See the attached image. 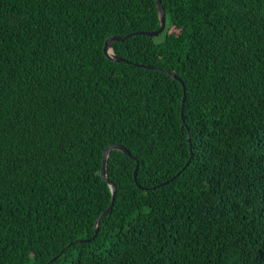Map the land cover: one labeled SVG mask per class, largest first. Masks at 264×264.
Returning <instances> with one entry per match:
<instances>
[{"label": "trees", "instance_id": "1", "mask_svg": "<svg viewBox=\"0 0 264 264\" xmlns=\"http://www.w3.org/2000/svg\"><path fill=\"white\" fill-rule=\"evenodd\" d=\"M160 2L0 0V264H264V0Z\"/></svg>", "mask_w": 264, "mask_h": 264}, {"label": "water", "instance_id": "2", "mask_svg": "<svg viewBox=\"0 0 264 264\" xmlns=\"http://www.w3.org/2000/svg\"><path fill=\"white\" fill-rule=\"evenodd\" d=\"M156 1V8H157V13H158V18H159V27L155 30H151V31H148V30H139V31H135V32H130V33H127V34H124V35H111L109 36L105 41H104V44H103V53L104 55L109 58V59H112V60H115V61H124V62H127V63H131L130 61L120 57V56H117L111 46V44L115 41H121L123 39H126L134 34H145V35H148V36H155V35H158L159 33H161L164 28H165V21H166V18H165V11H164V8L160 2V0H155ZM134 65H137V66H144L146 68H152V69H156V70H162L158 67H155L153 65H142V64H137V63H133ZM167 74H169L172 78L176 79L177 81H179L181 83V86H182V89L184 91L185 89V86H184V82L181 78H179L177 75L175 74H172V73H169L166 71ZM184 101H185V94L183 95V98H182V107H183V104H184ZM181 118H182V122L184 123V117L182 115V112H181ZM112 149H118L122 152H124L125 154L129 155L130 156V153L129 151L123 147L121 144H111V145H108L104 151H103V156H102V166H101V170H100V174L101 176L103 177V179L108 183V186L110 188V191H111V201H110V204L108 205V207L106 209H104L99 215L98 217L96 218L95 220V223H94V228H95V231H94V235L93 237L97 234V231H98V225H99V221L100 219L105 216L106 214L110 213L112 211V206H113V202H114V198H115V193H116V186L115 184L110 181L106 175V165H107V158L109 156V153ZM192 155H190L189 159L186 161L185 165L183 166V168H185L188 164H189V161L191 159ZM182 168V169H183ZM137 169H138V164L135 165L134 167V171H133V176H134V179H136V173H137ZM179 172H177L176 175H178ZM174 178V177H172ZM171 178V179H172ZM168 181H164L160 184H158L157 186H160L162 184H166ZM92 237V238H93ZM89 239H80V240H77L75 242H84V241H88ZM57 257V255H55L54 257H52L50 259V261H53L55 258Z\"/></svg>", "mask_w": 264, "mask_h": 264}]
</instances>
